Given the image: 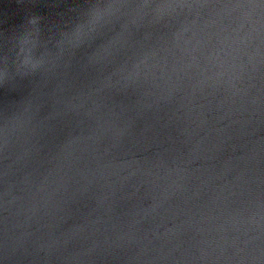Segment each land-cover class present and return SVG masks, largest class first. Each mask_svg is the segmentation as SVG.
<instances>
[{
  "label": "clouds",
  "instance_id": "clouds-1",
  "mask_svg": "<svg viewBox=\"0 0 264 264\" xmlns=\"http://www.w3.org/2000/svg\"><path fill=\"white\" fill-rule=\"evenodd\" d=\"M0 264H264V0H0Z\"/></svg>",
  "mask_w": 264,
  "mask_h": 264
}]
</instances>
